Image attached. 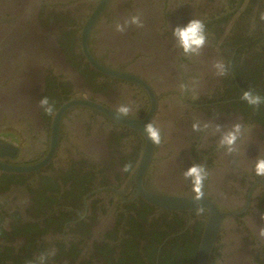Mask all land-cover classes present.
<instances>
[{
    "label": "flooded vegetation",
    "instance_id": "obj_1",
    "mask_svg": "<svg viewBox=\"0 0 264 264\" xmlns=\"http://www.w3.org/2000/svg\"><path fill=\"white\" fill-rule=\"evenodd\" d=\"M52 2L33 14L62 64L46 61L32 91L0 98V264L53 249L46 264H197L206 203L224 213L207 264H264V177L254 172L264 157V105L241 99L248 88L264 96V0H109L99 12L100 0ZM133 14L144 26L117 32ZM193 18L205 23L207 43L186 56L172 29ZM217 60L226 76L215 74ZM44 96L51 115L39 106ZM121 103L132 108L127 117L115 112ZM148 113L143 125L161 130L159 145L133 123ZM197 120L209 129L194 131ZM237 122L245 131L229 154L215 125ZM193 163L209 173L199 200L182 175ZM164 197L184 201L169 208Z\"/></svg>",
    "mask_w": 264,
    "mask_h": 264
},
{
    "label": "water",
    "instance_id": "obj_2",
    "mask_svg": "<svg viewBox=\"0 0 264 264\" xmlns=\"http://www.w3.org/2000/svg\"><path fill=\"white\" fill-rule=\"evenodd\" d=\"M109 0H100L96 5L95 11L104 9ZM46 3L45 7L57 6V2L52 0H0V73L4 74V79L0 76V98L5 95L6 98L12 97L17 91H32L37 85L44 63L48 60H54L55 63L62 64L61 54L53 41L52 35L40 25L37 16L33 14L38 7ZM97 15H93L87 22L88 28L93 24ZM86 30H83V36ZM82 36V41L84 37ZM84 45V44H83ZM85 47V45H84ZM87 56L89 52H85ZM89 62L96 68L117 76L119 71L107 69L91 56H88ZM192 71L194 64L191 62ZM10 69V70H5ZM128 68V71L131 72ZM120 71H123L120 69ZM192 73V72H189ZM127 74V73H126ZM129 75V73H128ZM133 80H140L132 73L129 75ZM184 83L187 82L185 74ZM141 81V80H140ZM144 86H146L144 84ZM148 113L144 118L146 120L133 121L139 130H143L145 135V126L143 123L150 118ZM148 137V135H147ZM144 161V160H143ZM140 159L138 169L145 167ZM162 201L169 208H178L182 205L184 198L164 197ZM206 201H203L205 203ZM210 216L206 223V230L199 246L197 264H207L209 247L213 242V235L218 231V221L223 212L218 211L212 203H206ZM201 254V255H200Z\"/></svg>",
    "mask_w": 264,
    "mask_h": 264
},
{
    "label": "clouds",
    "instance_id": "obj_3",
    "mask_svg": "<svg viewBox=\"0 0 264 264\" xmlns=\"http://www.w3.org/2000/svg\"><path fill=\"white\" fill-rule=\"evenodd\" d=\"M260 19L264 21V12L260 14ZM135 25L138 28L144 26V22L141 19L140 14H133L124 19L122 22L117 21L115 23V30L123 33L128 27ZM172 36L176 41V45L180 48L184 55L199 56L207 43L206 25L199 18L191 19L184 26H176L172 29ZM217 76L223 77L228 74L229 68L222 60H217L212 65ZM188 85L181 84L182 90L188 89ZM195 99V95L193 96ZM241 99L252 107H259L264 105V96L255 92L254 89H245L241 94ZM39 106L44 110L46 114L51 115L54 111L52 104L47 96L41 97L38 101ZM132 111L129 104H119L115 112L119 116L127 117ZM208 122L203 124L200 121H194L192 128L194 131H203L209 129ZM215 131L220 132L219 147L223 148L227 153L231 154L235 152L237 141L244 134V126L239 122L232 124V126L226 130H222L220 125H215ZM145 132L152 143L159 145L162 142L161 130L152 122L145 125ZM132 169V164L127 163L123 166V171L128 172ZM254 172L258 177H264V157H257L254 163ZM185 180L193 185L196 195L194 199L199 200L203 197V184L208 178V171L203 164L193 163L189 168L182 173ZM197 212H203V208H197ZM259 235L264 237V227L259 229ZM54 249L49 253L40 254L35 261H29L28 264H46L48 256L54 255Z\"/></svg>",
    "mask_w": 264,
    "mask_h": 264
}]
</instances>
